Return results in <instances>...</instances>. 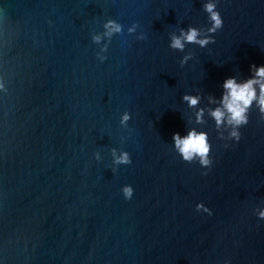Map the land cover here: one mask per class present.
Listing matches in <instances>:
<instances>
[{"label":"water","instance_id":"1","mask_svg":"<svg viewBox=\"0 0 264 264\" xmlns=\"http://www.w3.org/2000/svg\"><path fill=\"white\" fill-rule=\"evenodd\" d=\"M203 2L0 0V264H264V121L253 108L240 141H220L182 101L207 110L264 64V0H219L215 43L169 48L181 28L206 31ZM108 20L123 26L110 39ZM192 127L210 169L172 150ZM112 149L132 163L113 173Z\"/></svg>","mask_w":264,"mask_h":264},{"label":"clouds","instance_id":"2","mask_svg":"<svg viewBox=\"0 0 264 264\" xmlns=\"http://www.w3.org/2000/svg\"><path fill=\"white\" fill-rule=\"evenodd\" d=\"M219 0H204L202 10L207 15L208 27L202 34L201 30L196 27L189 26L187 29L181 28L179 35L170 37L169 48L184 52L185 46L194 44L199 48H206L208 45L215 43L214 35L223 27V19L218 10ZM103 36L111 38L114 34H119L123 30V26L115 21L108 20L104 24ZM134 28H129L132 33ZM102 37L93 36L94 43L99 44ZM107 46L101 48V52H106ZM97 59L100 63L107 60L106 56L98 55ZM192 59L191 55H185L181 58V67L188 60ZM249 76L246 79L238 80L236 76L226 78L221 85V94L219 98L209 95L208 104L213 107L207 110L199 107L202 97L199 94L182 96V101L190 109H196L195 123L203 124L205 112L214 124L218 133L217 139L225 142H239L241 139V129L249 123V115L253 108L260 120L264 121V64L251 65L249 68ZM0 93H7V87L3 78H0ZM131 119V115L127 112L121 116V125L126 126ZM172 150L176 155L187 164H198L202 169H210L213 160L211 158L212 143L208 132L198 130L195 127L189 128L186 134L181 135L179 132L173 133L171 137ZM228 146L227 143L224 145ZM112 163L115 166L113 173L120 166H127L132 163L130 154L127 151L117 152L116 149L111 150ZM94 159L99 162V154L94 153ZM205 175L207 172L204 173ZM122 196L125 200H130L134 195V189L130 185L121 188ZM196 211L212 215L211 210L203 203L196 205ZM258 220H264V209L256 212Z\"/></svg>","mask_w":264,"mask_h":264}]
</instances>
